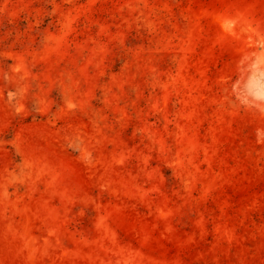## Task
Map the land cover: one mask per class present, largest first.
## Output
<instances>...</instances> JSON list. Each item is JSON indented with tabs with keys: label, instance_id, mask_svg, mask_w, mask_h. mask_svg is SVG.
I'll list each match as a JSON object with an SVG mask.
<instances>
[{
	"label": "rangeland",
	"instance_id": "rangeland-1",
	"mask_svg": "<svg viewBox=\"0 0 264 264\" xmlns=\"http://www.w3.org/2000/svg\"><path fill=\"white\" fill-rule=\"evenodd\" d=\"M0 264H264V0H0Z\"/></svg>",
	"mask_w": 264,
	"mask_h": 264
}]
</instances>
